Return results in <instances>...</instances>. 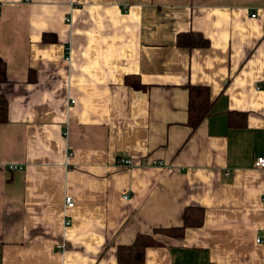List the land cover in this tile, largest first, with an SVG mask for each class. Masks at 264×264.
Instances as JSON below:
<instances>
[{
	"label": "crops",
	"instance_id": "crops-1",
	"mask_svg": "<svg viewBox=\"0 0 264 264\" xmlns=\"http://www.w3.org/2000/svg\"><path fill=\"white\" fill-rule=\"evenodd\" d=\"M0 4V264H264V0ZM139 232L160 243L117 261Z\"/></svg>",
	"mask_w": 264,
	"mask_h": 264
},
{
	"label": "trees",
	"instance_id": "trees-1",
	"mask_svg": "<svg viewBox=\"0 0 264 264\" xmlns=\"http://www.w3.org/2000/svg\"><path fill=\"white\" fill-rule=\"evenodd\" d=\"M207 40L199 34L186 32L179 35L177 44L181 46H204ZM5 80V63L0 57V82ZM130 85L136 87L137 83ZM210 105L209 96L206 87H190L188 99L187 121L191 128H194L198 122L206 115ZM7 118V99L0 93V122ZM231 118H229L230 121ZM202 220V209L198 206H189L184 209L182 223L178 226H167L154 228L158 231L172 235L180 236L185 226H198ZM160 242L150 233L139 232L128 244H119L116 247V259L121 263H139L143 260L144 249L147 246L158 245Z\"/></svg>",
	"mask_w": 264,
	"mask_h": 264
},
{
	"label": "built area",
	"instance_id": "built-area-1",
	"mask_svg": "<svg viewBox=\"0 0 264 264\" xmlns=\"http://www.w3.org/2000/svg\"><path fill=\"white\" fill-rule=\"evenodd\" d=\"M1 5V4H0ZM251 16H254V13H251ZM73 100H70L69 102H72ZM130 159L127 158V157H117L116 160H115V164L117 165H121V166H127V165H130ZM253 164L255 167H258V168H264V155H259L257 156L254 161H253ZM19 165H16V164H8V168H11V169H15V168H18ZM123 197H126V195H124ZM73 204V200L71 198L70 195L68 194H65L64 195V206L65 207H70L72 206ZM69 222V219H65L64 220V223L67 224ZM261 240V237L260 236H257L255 238V241H260Z\"/></svg>",
	"mask_w": 264,
	"mask_h": 264
}]
</instances>
